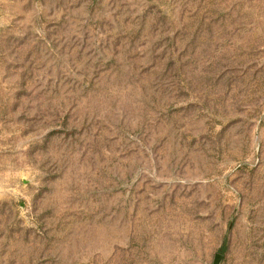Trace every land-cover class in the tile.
Instances as JSON below:
<instances>
[{
    "label": "rangeland",
    "instance_id": "rangeland-1",
    "mask_svg": "<svg viewBox=\"0 0 264 264\" xmlns=\"http://www.w3.org/2000/svg\"><path fill=\"white\" fill-rule=\"evenodd\" d=\"M264 264V0H0V264Z\"/></svg>",
    "mask_w": 264,
    "mask_h": 264
},
{
    "label": "water",
    "instance_id": "water-1",
    "mask_svg": "<svg viewBox=\"0 0 264 264\" xmlns=\"http://www.w3.org/2000/svg\"><path fill=\"white\" fill-rule=\"evenodd\" d=\"M221 259H222V254L217 252V253H215L213 261L211 264H220Z\"/></svg>",
    "mask_w": 264,
    "mask_h": 264
}]
</instances>
